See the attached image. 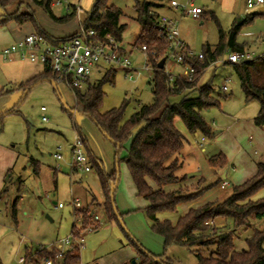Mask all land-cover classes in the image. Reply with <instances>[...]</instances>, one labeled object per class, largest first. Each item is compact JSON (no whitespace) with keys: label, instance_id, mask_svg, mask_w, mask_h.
I'll return each instance as SVG.
<instances>
[{"label":"rangeland","instance_id":"rangeland-1","mask_svg":"<svg viewBox=\"0 0 264 264\" xmlns=\"http://www.w3.org/2000/svg\"><path fill=\"white\" fill-rule=\"evenodd\" d=\"M61 1V4L52 6L53 12L61 17L75 9V15L68 21L57 22L39 10L36 15L40 21L55 27V29L51 28V31L63 38H68L75 30H79L81 21L85 19L94 0ZM144 1L140 0L141 3ZM147 1L161 7L169 2V0ZM53 2L54 0L52 4ZM107 2L109 5L119 7L123 12L120 19L121 23L126 24L121 40L123 50L134 64H142V55L134 47L142 29L137 20L135 0H107ZM27 3L31 4L26 0H16L7 8V11L0 7V12L13 13L18 9L20 12H25ZM195 4L203 9L200 18L181 15L180 11L175 13L162 11L161 13L175 16L180 31L179 37L196 52H202L205 45L215 47L219 43V27L228 32L237 14L233 15L226 11L223 8V0H195ZM75 6H80V10L77 11ZM235 11L240 19L248 14L260 12L259 7L248 9L247 0H236ZM157 12L160 14L159 11ZM237 41L248 46V51L254 52L256 56L264 53V12L241 28ZM109 68L111 67L103 66L99 68L100 72L93 70L90 80L101 79ZM114 69L116 70L114 82L107 83L103 87L105 94L100 111L105 112L126 103L123 120H127L141 105L153 102V82L149 81L144 73L128 78L123 69ZM206 83L214 86L213 95L219 102L202 111L205 121L215 132V139L214 136L209 138L202 133H198L196 139L201 141L202 137H206L210 140L205 151H202L205 157H210L221 152V145L226 137L221 134L217 136L216 130L226 129L236 120L253 118L259 110V102L245 101L239 78L230 64L211 65L199 81L201 85ZM224 84L228 86L227 91L220 89ZM187 92L189 91L183 93ZM182 96L183 94L172 96L170 101L177 103ZM42 106H45V111L41 110ZM74 108L73 91L69 87L59 84L56 90L52 82L43 81L29 91L19 108V113L0 116V170L3 167L2 163H5L3 157L7 159V152L16 155V161L11 164L9 172L5 170L1 174L0 261L2 264H18L17 259L24 252L25 244L38 248L40 245L59 241L69 235L73 225L70 205L72 198L79 199L84 208L90 207L101 217V223L94 222L95 230L85 234L84 246L80 249L82 264H135L138 261L139 247L133 239L153 254L160 255L165 250L163 238L152 231L151 222L143 211L148 202L136 194L125 162L121 161L119 164L120 179L115 194L118 209L126 213L123 217L125 228L116 219L109 221L102 207L104 194L96 171L94 169L90 172L71 170L69 150L78 128L87 138L92 151L98 157L102 156L107 172H112L115 168L116 153L114 144L90 118L80 112L72 114ZM44 115L48 117L47 121L42 120ZM177 126L187 138H190V133L182 122L177 121ZM246 138L250 142L248 137ZM129 144L130 141L125 144L120 157L127 154ZM3 151H6V154ZM55 153H60L62 158L57 159L54 156ZM183 153L185 163L177 171L178 174L189 173L188 166L195 164L197 158L196 151L190 143L185 146ZM32 161L39 163L37 172ZM179 186L183 187L185 192H195L200 190L204 183L199 174L191 179L187 178L177 185ZM231 191L232 186H229L226 190L218 192L222 196L217 200L229 195ZM260 197L264 198V189L260 190L253 199ZM15 201L17 202L16 219L12 217V204ZM58 203L64 206L58 207ZM185 205H179L176 212L161 213L160 218L176 222L184 213ZM220 221L223 223L217 225ZM257 221L259 220H255L248 229H237L233 239L236 251L247 249L246 239L251 236L252 228L264 225V219L261 225ZM92 222L91 220L90 223ZM227 223L231 225V220L219 219L211 225L210 234H218L225 231V228H230L226 227ZM214 248V245L205 246L203 253L210 255ZM165 252L167 257L174 260V264H198L195 253L188 247L171 245ZM134 260L135 263H133Z\"/></svg>","mask_w":264,"mask_h":264},{"label":"trees","instance_id":"trees-1","mask_svg":"<svg viewBox=\"0 0 264 264\" xmlns=\"http://www.w3.org/2000/svg\"><path fill=\"white\" fill-rule=\"evenodd\" d=\"M15 1L0 0V7L7 11V8ZM26 1L31 2L33 6L42 8L51 19L60 23L68 21L76 13V10L73 9L65 16L58 17L52 9L53 0ZM31 4H26L25 12H20L19 9L13 13L6 12L2 16L0 24L7 21H15L19 25L30 22L36 33L43 35L54 44L72 39L77 35L75 32L68 38L51 36L40 25ZM158 7L160 6L147 0L142 3L140 0H135L137 20L142 29L136 38L134 47L147 45V53L151 61L153 60L152 51H155L158 56H163L168 49L167 36H162L161 32L156 29ZM122 13L119 7L113 4L109 5L107 0H94L85 19L81 21V25L87 30L93 29L97 38L101 39L109 33L116 40L121 41L122 33L126 28V24L120 22ZM262 13L248 14L243 19L236 18L228 32L219 27V43L213 49L209 44L205 45L202 51V60L187 59L188 62L195 63L196 81L194 83L178 82L177 90L173 91L168 85L165 73L162 70L155 72L152 89L153 102L141 105L127 120H123L126 103L105 112L100 111L105 94L103 87L107 83L114 82L116 74L114 68L107 69L101 79L89 80L83 89L72 90L76 100L74 109L90 118L116 148L115 168L112 172H107L102 159L92 151L85 135L79 128L77 129V133L82 137L91 169H94L98 175L104 194L102 207L106 211L109 221L116 219L124 227L123 217L126 213L120 212L115 199L120 179L119 164L123 161L130 173L136 194L148 202L143 211L151 222L152 231L163 238L165 250L171 245L188 247L195 253L198 264H264V225L252 228L251 236L246 239L247 249L236 251L233 245L238 228L240 230L248 229L255 220L264 218V198L253 199L260 190L264 189V162H257L256 175L241 184L233 185L231 193L224 198L217 200L219 197L200 206L190 207L179 216L176 222L160 218V214L163 212H176L179 205L199 199L208 189L212 188L209 186L215 183L217 184L213 187L216 191H222L218 190L220 186L218 182L205 185L195 192H185L181 186L170 188L180 185L189 178L187 174L177 173L185 161L183 150L189 144L187 137L178 128L177 121H181L191 134L202 133L204 136L212 138L214 131L205 121L202 111L219 104L213 95L215 88L210 83L201 85L198 90L193 88L187 93H183V89L197 85L203 75V69L218 60L225 53L227 47L232 51H243L244 44H238L236 37L244 25L251 23L257 15ZM152 62L158 68H162L159 67L158 61ZM230 65L233 66L239 78L245 101L256 100L259 102V110L253 120L256 126L263 128L264 54L247 62ZM54 79L55 75L50 68L44 67L41 74L20 85L23 90L22 96L13 107L0 115L19 113L21 104L35 85L43 81L54 82ZM194 91H197V95H193ZM8 92V90H0V96ZM177 94H183L181 100L172 103L170 98ZM178 116L180 119L177 118ZM128 141L130 144L127 154L120 157V153ZM208 162L211 166L219 168H224L228 164V160L222 152L208 157ZM31 163L36 166L35 172H37L39 163L37 161ZM16 203L15 201L12 204L14 219L17 214ZM77 212L82 215L84 227L89 225L92 209L87 206ZM219 219L231 220L230 228L211 235V225ZM133 241L139 247L138 261L135 264H174V260L167 257L165 250L162 254L156 255L141 247L137 240L133 239ZM209 245H214L215 248L210 255H205L203 248ZM53 255V251L39 248L35 264H42L43 260L52 258ZM80 261V252L77 247H74L65 253L60 264H78Z\"/></svg>","mask_w":264,"mask_h":264},{"label":"built area","instance_id":"built-area-1","mask_svg":"<svg viewBox=\"0 0 264 264\" xmlns=\"http://www.w3.org/2000/svg\"><path fill=\"white\" fill-rule=\"evenodd\" d=\"M56 4H61V0H56ZM169 6L176 11H180L181 15H191L194 18H200L203 9L195 4V0H169ZM264 0H247L248 9L263 6ZM77 11L80 10L76 6ZM156 29L161 32V35H166L168 38V49L163 56H158L155 51H152L153 60L160 63L164 60V65L160 69L151 60L147 53V45H139L135 49L142 55V64H134L129 55L123 50L120 42L111 34H106L103 38H97L96 32L93 29H85L80 25L77 35L72 39L61 41L57 44L52 43L46 37L36 32H31L23 37L13 41L0 50V59L8 60L18 58L20 60L29 61L32 63L42 64L44 67L50 68L55 75L54 82L57 85H66L71 90L83 89L88 81L93 70L100 72L99 68L103 66L111 68H120L126 72L128 78H133L136 75L146 74L149 81L153 82L155 72L162 70L167 76V82L171 90L176 91L178 82L194 83L196 81L195 63L188 62L187 59L195 58L203 59V52H196L186 46L181 40L180 31L178 28L177 19L166 15H158L156 20ZM258 56L254 52L231 51L226 49L225 53L216 61L203 69V74L208 70V67L214 64H235L253 60ZM172 64V66H171ZM179 69L176 70L175 67ZM195 88L199 89L198 84L194 87H185L184 91H191ZM223 91L228 90L226 84L222 85ZM45 111V106L41 107ZM76 114V109L74 110ZM180 119V117H177ZM43 121H47L48 117L43 116ZM206 137H202L201 142L205 144ZM202 150H204L203 144ZM70 165L72 171L90 172L91 165L89 163L86 151L84 149L82 137L75 133L73 141L70 145ZM57 159L62 158L60 153H55ZM229 186V182L224 180L218 190H223ZM70 205L73 213V229L70 234L59 241L41 245L38 248H32L26 245V250L18 257V264H35L37 261V249L43 248L48 251H53L52 258L42 261V264H60L65 253L77 247L79 252L84 246L85 234L95 230V224L101 223L99 214L92 210V223L84 227L82 215H78V210H82L84 206L77 198H72ZM58 207H63L62 203H58ZM1 264V262H0ZM78 264H82L81 261Z\"/></svg>","mask_w":264,"mask_h":264},{"label":"crops","instance_id":"crops-1","mask_svg":"<svg viewBox=\"0 0 264 264\" xmlns=\"http://www.w3.org/2000/svg\"><path fill=\"white\" fill-rule=\"evenodd\" d=\"M55 1L56 0H54L52 6L56 4ZM33 8L36 13H37V10L44 13L42 8L38 6H33ZM223 8L226 9V11H229L230 13H232L233 15L237 14L234 20L236 18H239V14L236 13L235 11L236 0H223ZM260 9L262 10L260 11ZM157 11L160 12V14L158 15H165L161 13L162 11H169L173 13L176 12V10H174L173 8L169 6V3L165 4V6L158 7ZM259 11L264 12V5L259 6ZM3 15H4V11L0 12V21ZM171 18L177 19L175 16H172ZM39 23L42 26V28L46 32H48L51 36L57 37V38H63L61 37V35H57L53 31H51V28L55 29L54 26L52 27V25H49L47 22H43L40 20H39ZM31 32H35V29L32 23L30 22L24 23L22 25L17 24L15 21H7L5 23H1L0 24V50H2L5 46L12 43L13 41ZM75 32H77V30H75L73 33ZM236 42L238 44H241L237 41V37H236ZM121 43L122 42L120 41V44ZM186 46L192 49L188 44H186ZM211 48L213 49L214 47H211ZM226 49L231 50L229 49V47ZM244 50H249L248 46H246L245 44H244ZM177 68L175 69L177 70ZM43 70H44V66L39 63H32L29 61L20 60L18 58H13V59H8V60L0 59V90L9 91L8 93L0 96V113H2L3 111H7L11 107H13L14 104L20 99V97L23 94V90L20 88V85L22 83L27 82L31 78L41 74ZM200 86L201 84L198 83V87ZM193 95H197V91H194ZM73 97H74V101L76 102L74 94H73ZM253 118L248 119V120H245V119L236 120L232 122L230 125H228L226 129L216 130L217 136L220 134L221 136L226 135L225 141L221 145L222 146L221 152L226 156L228 160V164L224 168L211 166L208 162V157L207 156L205 157L202 154V151H205L208 145V142L210 140L207 139V141L204 144L203 142L198 141L196 139L198 133L196 134L190 133L189 134L190 138H187V139L189 140V143L192 144V146L194 147V151H196L197 158H196L195 164L188 166L187 172L200 171L201 177L203 178L204 186L210 185L214 182H218V184L220 185L224 180H227L229 182V186H233L234 184H241L245 182L246 180L250 179L251 177H253L254 175H256L258 171L257 166H256L257 162H264V129L256 126ZM214 135H215V132H214ZM246 137H248L250 142L247 141ZM213 138L215 139V136ZM201 144H203L204 150H202ZM3 153L6 154V151H3ZM6 158L7 159L3 157V161H5V163H2L3 167H2V170H0V186L2 184V180H1L2 172H4L5 170H7L6 172H9L11 164L16 161V155L14 153L7 152ZM185 174H188V173H185ZM191 178L192 177H189L188 179H191ZM219 178H221V181H219ZM176 186L177 185H174L170 188H175ZM227 187L225 188V190L227 189ZM1 191L2 189L0 190V192ZM221 196L222 194H218L216 189L212 187L208 189L199 199L188 202L185 205V211L189 209L190 207L200 206L205 202L213 201ZM263 219L257 221L259 222L258 223L259 225L263 223L262 221ZM216 221L214 223H216ZM221 223L223 222L220 221L218 222L217 225L219 224L221 225ZM227 226L230 227L229 223L226 224V227ZM24 248L26 250L25 245H24Z\"/></svg>","mask_w":264,"mask_h":264},{"label":"water","instance_id":"water-1","mask_svg":"<svg viewBox=\"0 0 264 264\" xmlns=\"http://www.w3.org/2000/svg\"><path fill=\"white\" fill-rule=\"evenodd\" d=\"M261 10L262 9H260V11ZM163 65H164V60H161L160 63H159V67H163ZM52 84L56 87L55 82H52ZM74 112L75 111H72L73 114H74ZM76 114H78V112H76ZM199 174H201L200 171H193V172H189L187 175H188V177H194V176L199 175ZM133 263H135V260L133 261Z\"/></svg>","mask_w":264,"mask_h":264}]
</instances>
